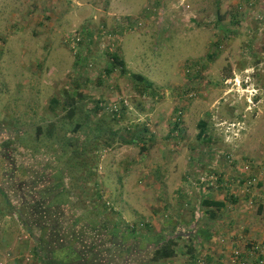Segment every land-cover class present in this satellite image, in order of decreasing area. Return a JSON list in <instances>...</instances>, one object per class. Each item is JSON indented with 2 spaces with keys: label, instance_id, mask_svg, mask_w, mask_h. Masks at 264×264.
Masks as SVG:
<instances>
[{
  "label": "rangeland",
  "instance_id": "obj_1",
  "mask_svg": "<svg viewBox=\"0 0 264 264\" xmlns=\"http://www.w3.org/2000/svg\"><path fill=\"white\" fill-rule=\"evenodd\" d=\"M89 244L264 264V0H0V264Z\"/></svg>",
  "mask_w": 264,
  "mask_h": 264
},
{
  "label": "trees",
  "instance_id": "obj_2",
  "mask_svg": "<svg viewBox=\"0 0 264 264\" xmlns=\"http://www.w3.org/2000/svg\"><path fill=\"white\" fill-rule=\"evenodd\" d=\"M112 60L114 61V65L120 67L122 73H125V64L119 60V58L117 56H113ZM131 79L133 81H135L136 83H140L143 84L144 88L146 89H152L153 88V84L151 82H149L148 80H146L144 77L139 76V75H131ZM78 92L77 89H74L73 93ZM67 101H66V106L68 107V115L69 117H73L74 114L76 113V105L78 104L79 100L82 98V95L80 93H77L75 95H67L66 96ZM53 105L57 104L56 100L52 101ZM200 128L204 129V125L200 124ZM75 129H78V126H76ZM101 132H99L98 134H100ZM203 131H201L197 138L200 139L201 136L203 137ZM131 143V145L134 143L133 140H131V142H125V145H129ZM201 204L203 205V207L206 208H214L216 211H220L224 208V204L222 202H213L210 200H203L201 202ZM111 233V231L109 232V234ZM199 234L203 235L204 238L207 240L209 238H211L210 234L208 231L206 230H199L198 231ZM197 233V235H198ZM115 237H119L122 240V243H124L125 241H129L131 240V242L134 241V239H136L134 233H130L128 231H114L112 233V235H110V238H115ZM178 238L176 236H169L166 238H162L161 241L159 242V244H157V248L155 249L153 256H152V262H160V261H164V260H169L171 258L174 257L175 254V250L174 248L177 246L176 244V240ZM198 242H201L199 238H197ZM75 248V246H73ZM98 245H94L93 244H89L88 248L85 249L86 251L84 252V258L81 260L80 259V255L81 250L79 248H73V257H75L77 259L78 262H80L81 264H106L104 263V252H102V248H98ZM115 249H113V257H115V255H117L118 251L120 253L126 251L125 248L123 247V244L119 245V246H115ZM116 250V251H115ZM64 251V250H63ZM117 252V253H116ZM71 255L68 254L67 257H70ZM82 258V257H81ZM71 259V258H70ZM80 259V260H79ZM111 258H107L106 257V262L107 264H109L108 262H110Z\"/></svg>",
  "mask_w": 264,
  "mask_h": 264
},
{
  "label": "built area",
  "instance_id": "obj_3",
  "mask_svg": "<svg viewBox=\"0 0 264 264\" xmlns=\"http://www.w3.org/2000/svg\"><path fill=\"white\" fill-rule=\"evenodd\" d=\"M211 181H214V180H211ZM216 181V180H215ZM238 183H240V182H238Z\"/></svg>",
  "mask_w": 264,
  "mask_h": 264
}]
</instances>
